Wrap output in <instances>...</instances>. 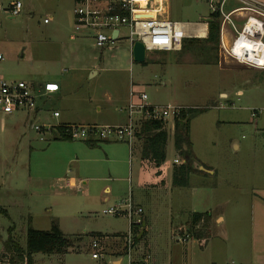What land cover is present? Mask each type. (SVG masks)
I'll use <instances>...</instances> for the list:
<instances>
[{
	"label": "rangeland",
	"instance_id": "rangeland-1",
	"mask_svg": "<svg viewBox=\"0 0 264 264\" xmlns=\"http://www.w3.org/2000/svg\"><path fill=\"white\" fill-rule=\"evenodd\" d=\"M23 1L22 12L13 16L3 8L7 1L0 0V50L4 54L0 60V77L35 85L47 81L60 84V91L52 98H38L43 107L38 113L42 122L46 114L53 115L55 108L61 110L63 119L80 116L104 121L113 115L117 117L119 106L129 102L132 88L136 100L141 92H146L151 104L191 108L190 136L195 160L211 167L216 174L205 175L208 181L205 192L199 188L198 169L191 173L186 185L172 183L169 199L163 198L169 208L163 205L160 210L154 207L148 212L149 234L160 246L156 248V256L161 261L158 264H214L213 258L227 264L233 260L231 255L224 258L225 247L231 248L232 242L222 241L214 235L216 231L212 235V220L201 221L192 228L191 213L209 207L223 213L226 220L222 229L234 238L243 236L251 225L252 197L264 189V69L233 59L222 60L219 47L206 49L203 41L190 38H187L192 44L187 50L189 55L177 50H147L146 60L136 61L126 39L115 46L100 48L95 46L92 32L76 33L77 0ZM168 4L173 21H188L196 28L203 26L211 15L206 0H170ZM73 33L77 36L73 37ZM36 117L23 111L0 112V207L5 209H0V250L7 264H13L11 252L5 246L10 238L26 247L29 228L51 230L58 222L73 239L74 250L55 254V261L48 260L49 253L35 252L34 264H113L112 260L117 257L127 264L128 254L121 235L130 231L131 219L126 213L112 215L103 210L119 203L120 196L129 197V183L123 181L122 188L112 195L103 192V185L93 187L92 198L76 188L44 184L46 181L41 177L46 172L60 174L74 165L69 159L64 167L53 165L60 161L59 153L64 155L65 149L58 147L65 140L33 129ZM51 119L57 122L59 117ZM166 127L169 132L167 163L173 167L180 160L174 162L179 151L174 144L172 117L167 119ZM141 146L142 141L137 148L141 150ZM47 159L51 164H47ZM133 161L136 189L138 153L134 154ZM29 171L32 179L28 178ZM166 209L169 220L174 215L179 222L175 227H182V236L189 234L187 241L178 239L173 233L175 227L164 226ZM142 217L141 228L147 231L148 216L143 212ZM102 235L108 236L102 249L105 254L97 259L92 256L91 241ZM115 235L120 238L114 240ZM211 235L205 247L202 242ZM143 241L141 251L136 255L133 251V256L151 259L150 241L148 238ZM170 252L180 254V260L163 262V255ZM186 254L189 260H185ZM25 260L24 257L20 263L25 264ZM236 260L235 264H240Z\"/></svg>",
	"mask_w": 264,
	"mask_h": 264
},
{
	"label": "built area",
	"instance_id": "built-area-1",
	"mask_svg": "<svg viewBox=\"0 0 264 264\" xmlns=\"http://www.w3.org/2000/svg\"><path fill=\"white\" fill-rule=\"evenodd\" d=\"M6 8L13 16L19 15L24 7L23 0H6ZM170 0H77L74 8L76 33H93L95 46L103 48L115 46L121 40L130 42L131 48L136 41H141L147 50H176L182 48V39L187 33L188 25L173 21L169 16ZM211 14L221 19L219 50L221 59H233L240 64L264 68V51L255 52L239 43L241 40L264 42V3L258 0H236L238 5L228 9L230 0H206ZM195 29V36L208 34V21ZM47 22L48 19H45ZM241 24V26L239 25ZM227 32L232 33L228 38ZM73 33V37L77 34ZM4 54L0 50V60ZM60 85L47 81L35 85L24 80L0 77V112L13 114L17 111L30 112L35 121L33 129L51 136L66 135L71 139L85 141H122L132 145L140 125L146 120H165L179 116L185 107L172 104H151L146 92H141L135 99V91H130L129 102L122 110L128 113V119L121 124H64V132L58 130L60 122L44 120L38 116L40 103L38 98L50 96L57 92ZM59 110L53 111L52 117H60ZM41 139H45L41 136ZM179 161V159H175ZM104 213L118 215L128 214L131 219L130 231L124 240V250L128 254L127 264H146L144 260L133 258L134 239L132 224H143V208L135 205L131 199L121 201L103 210ZM187 235L178 239L187 241ZM105 237L99 236L91 241L92 256L101 258L105 253ZM0 264H7V259L0 251ZM14 264V263H13Z\"/></svg>",
	"mask_w": 264,
	"mask_h": 264
},
{
	"label": "crops",
	"instance_id": "crops-1",
	"mask_svg": "<svg viewBox=\"0 0 264 264\" xmlns=\"http://www.w3.org/2000/svg\"><path fill=\"white\" fill-rule=\"evenodd\" d=\"M264 3V0H258ZM24 2V1H23ZM238 5V2L236 0H230L228 2V9H232L234 6ZM3 8L9 12V10L6 8V5L3 6ZM10 13V12H9ZM46 22V21H45ZM181 22V21H180ZM188 25L187 33L185 35L186 38H193L198 37L195 36V29L196 27L193 26V23L191 22H183ZM228 38H232V33L227 32ZM206 36L200 37L204 38ZM192 44L190 43L189 39H187V44L185 48L176 49L177 51L186 52L187 55L190 53L187 52L188 47L192 48ZM186 50V51H184ZM162 51H170V50H162ZM258 68V67H255ZM264 69V68H259ZM42 84V83H39ZM60 85V84H59ZM61 89V86H60ZM60 89L57 92L52 93L49 97L52 98V95L57 94ZM223 95V93H221ZM228 95V94H225ZM127 105V102L125 104H122L119 106L117 117L114 115L111 117V119H107L104 121H99L94 118H84L77 116L76 118H61L62 112L60 109L55 108V110H59L61 112V116L58 119V122L60 123H82V124H121L127 121L128 119V113L122 108ZM43 107H39L38 113L42 111ZM49 111V110H47ZM30 113V112H26ZM51 115L46 114L43 119L45 120H52ZM167 129V127H166ZM56 136L52 137L55 138ZM56 139V138H55ZM59 140H61L59 138ZM64 141H61L65 144L63 145H57L59 146V149H65L64 155L62 153H59L60 155V161L54 162V166L59 167L62 165L64 167V163L67 159L71 161V164L74 165V167L69 168L68 170H64L63 173L53 174V173H45V176L41 177V180L46 181L45 183H49L50 185L54 186L56 184H59V187L65 188H76L78 190H81L85 193L86 197L92 198L94 195L90 193V190L93 187H96L98 185H103V192L112 195L114 192L119 191L122 187H120L121 183L123 181H127L129 183V197L127 196H120V201H124L127 199H131L132 202L137 205L141 206L143 208V212L146 213L148 216V222L146 221L145 228H146V234L145 238H148L149 246L151 247L150 250H153L151 253V259L150 256L142 257L140 259L137 258V256H133L135 260H144L146 264H158L160 261V258L158 259V256H156V248H160L158 244H155L152 240V237L150 236L151 228V219L149 215L150 208H158L159 210L161 207H168L169 203L163 202L166 196L169 199V190H172V180L173 178V167H169L167 163V144L169 140V132H168V140L166 144V159L162 163L161 166L156 167L154 166L148 159H146L143 156V145H144V138L142 136H139L136 134V137L134 139V142L132 145H129L126 142L122 141H103V142H96V141H72L70 139ZM67 141V142H66ZM72 141V142H71ZM142 141L141 150L138 147V143ZM66 143H69L67 145ZM236 146H238L236 144ZM128 147V148H127ZM53 148V147H52ZM176 148V147H175ZM69 149V152L67 151ZM135 153L139 154L140 162L137 161L136 165L138 166L137 170V180L136 186L138 185V188L135 189L133 185V156ZM178 154V153H177ZM63 157V158H62ZM175 159H179V164H182L185 160L183 157H181L180 154H178V157L174 158V162H177ZM47 164H51V161L49 159L46 160ZM68 164V163H66ZM199 164V166H198ZM129 166L128 173H125V169ZM194 167L199 169V185H201L199 188L201 190H204V192L207 190L206 184H208V181L205 179V175L210 174L214 175L216 174L215 170L211 167L205 166L201 162H197L195 160ZM172 168V170H171ZM74 171V174L72 173ZM28 174V178L31 177V172ZM47 179H44L46 178ZM35 181V180H34ZM42 182V181H41ZM43 182L40 184L41 187L44 186ZM85 185V187H84ZM48 188V187H47ZM136 190V191H135ZM105 196V200H109V196ZM92 201V200H91ZM164 205V206H163ZM251 225L249 224L248 229L245 231V235L243 236H236L231 237L227 234L225 230L222 229V225L225 222L226 218L223 213L217 212L212 207H209L208 209H205L204 211L199 212H211V219L212 220V235L215 232L214 235L220 236L222 241L228 242L231 241L232 244L230 245L231 248L225 247L227 255L224 256L227 257L228 255L232 256V259L230 262H227V264H235L234 259L236 258L238 263L240 264H264V189L259 190L255 193V196L252 197L251 200ZM169 208V207H168ZM165 212V210H164ZM163 212V214H164ZM198 212V211H193ZM192 214V213H191ZM171 215V214H170ZM165 217L167 219V224L165 223L164 226L170 225L172 228L175 227L178 221L175 220L173 217L174 215H171V218L169 220V213L166 209ZM169 222V223H168ZM176 223V224H175ZM179 223V222H178ZM58 226L60 227V224L58 222ZM61 228V227H60ZM216 228V229H214ZM218 228V229H217ZM63 231V229L61 228ZM182 227H175L173 228V233L177 234L178 237L181 234ZM64 232V231H63ZM128 233V232H127ZM127 233L123 234L126 235ZM247 233V234H246ZM241 234V233H240ZM211 236L208 238H205L204 245L205 247H208L210 243ZM122 236V235H121ZM105 239L108 238V236H103ZM142 238L138 243L134 245L133 251H135V255L137 252L141 251L140 243L144 242L143 240L145 238ZM119 236L114 237V240L119 239ZM104 239V240H105ZM108 244H112L110 241H107ZM229 246V244H228ZM145 248V247H144ZM211 248V246H210ZM74 250V249H72ZM138 250V251H137ZM230 250V253L228 254V251ZM3 251V250H0ZM132 251V253H133ZM48 260L55 261L57 258L55 257V254H64V253H49ZM181 258L180 254L173 252L165 253L163 255V262L170 261L171 263L174 261H179ZM185 260H189V256L186 254L184 257ZM214 264H225L222 260H218L213 258ZM223 262V263H222ZM113 264H123V259L121 257H117L116 259L112 260ZM128 263V262H127Z\"/></svg>",
	"mask_w": 264,
	"mask_h": 264
},
{
	"label": "trees",
	"instance_id": "trees-1",
	"mask_svg": "<svg viewBox=\"0 0 264 264\" xmlns=\"http://www.w3.org/2000/svg\"><path fill=\"white\" fill-rule=\"evenodd\" d=\"M221 19L217 14H211L208 21V34L201 39L200 37L190 38L191 41H203L206 49L218 48L220 43ZM187 44V38L183 39V48ZM193 110L185 108L181 114L174 118L175 129V147L179 154L184 158L182 164L176 165L173 169L172 183L174 185H186L191 173L197 168L194 167L195 155L193 143L190 136V121ZM64 124L61 123L58 130L64 132ZM144 138L143 156L148 159L154 166L159 167L166 159V144L168 140V130L166 129L165 120H146L141 123L140 130L137 133ZM56 139H71L66 135L56 136ZM199 170V169H198ZM0 209L4 210V208ZM211 219V212H193L191 215V227H195L199 222H208ZM134 245L138 243L146 234V231L140 228L139 224H132ZM123 241L126 235H122ZM203 236L199 234V239ZM205 241L202 242L204 244ZM5 246L11 252L12 262L14 264H34L33 254L35 252L44 253H66L74 249V241L68 237L58 226L54 224L51 230H41L29 228L27 231V244L22 247L14 239L10 238Z\"/></svg>",
	"mask_w": 264,
	"mask_h": 264
},
{
	"label": "water",
	"instance_id": "water-1",
	"mask_svg": "<svg viewBox=\"0 0 264 264\" xmlns=\"http://www.w3.org/2000/svg\"><path fill=\"white\" fill-rule=\"evenodd\" d=\"M133 59L136 61L143 62L146 60V48L141 41H136L132 49Z\"/></svg>",
	"mask_w": 264,
	"mask_h": 264
},
{
	"label": "bare ground",
	"instance_id": "bare-ground-1",
	"mask_svg": "<svg viewBox=\"0 0 264 264\" xmlns=\"http://www.w3.org/2000/svg\"><path fill=\"white\" fill-rule=\"evenodd\" d=\"M239 43L243 44V46L249 47L251 51H255V52H260L261 50L264 51V42L250 41L246 39L239 41Z\"/></svg>",
	"mask_w": 264,
	"mask_h": 264
}]
</instances>
